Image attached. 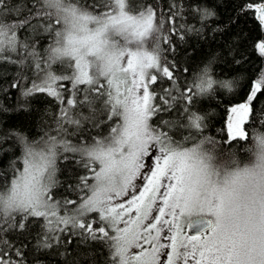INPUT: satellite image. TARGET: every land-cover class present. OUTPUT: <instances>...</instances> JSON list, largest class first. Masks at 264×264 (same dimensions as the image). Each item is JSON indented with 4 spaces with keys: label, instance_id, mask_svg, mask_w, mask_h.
Masks as SVG:
<instances>
[{
    "label": "snow or ice",
    "instance_id": "6c2138e0",
    "mask_svg": "<svg viewBox=\"0 0 264 264\" xmlns=\"http://www.w3.org/2000/svg\"><path fill=\"white\" fill-rule=\"evenodd\" d=\"M184 8L200 27H176ZM166 12L146 0H0V64L19 69L10 88L57 103L39 135L0 118V264H264V107L254 103L264 67L229 108L227 136L204 135L197 98L235 84L213 77L214 53L181 84L189 68L173 37L211 46L229 29L207 39L216 12L204 0H171ZM249 12L264 61V0H244L237 19ZM236 39L224 54L249 61ZM246 125L261 129L252 158L225 157V145L250 138ZM73 164L86 172L64 181L76 198L57 199L60 165Z\"/></svg>",
    "mask_w": 264,
    "mask_h": 264
},
{
    "label": "trees",
    "instance_id": "16d2710c",
    "mask_svg": "<svg viewBox=\"0 0 264 264\" xmlns=\"http://www.w3.org/2000/svg\"><path fill=\"white\" fill-rule=\"evenodd\" d=\"M90 3L91 0H88ZM148 3L157 2L162 9H165V16L167 15L166 8L171 0H146ZM177 4L186 5L189 0H176ZM206 5L212 8L216 12V16L207 21V28L205 32H208L207 39L211 40V32L209 29L215 28L218 25L229 29L224 36H217L216 43L209 46L205 43L204 38L197 39V37L191 33L186 35L184 41H181L179 37H173L178 48V62L180 69L184 67L189 68V73L185 74L182 71L179 72V82L181 84L185 81V76L188 79H192L204 66V62L209 53H214L217 57L216 63L212 66V74L215 79L218 80H231L235 86L232 91L214 86V91L198 97L194 105V110L198 111L205 117L204 135L215 138L219 141L221 138L227 136L226 122L228 117V111L231 106H234L241 102L245 98V92L247 91L246 81L254 77L264 67V61H261L255 54L252 53L250 44L256 37L262 35L259 30V25L255 20L254 15L249 12L247 14H239V6L244 0H204ZM183 18H178L176 27L179 28L181 24L186 27L189 25H195L200 27V21L189 13L187 8L183 9ZM167 32V25L164 29ZM24 34H22L23 36ZM232 38V43L237 42L239 37V51H247L251 56V59L247 62H241L239 64L233 61L232 55H225L227 48L224 47L223 41ZM47 43V41H42ZM166 47V46H165ZM29 77L32 76L31 72H28ZM19 77V69L16 66L4 63L0 64V105H3L9 111L0 112V118L5 122V126H13L23 131L25 134L31 136L40 134V125L43 121H50L51 114L55 112L57 103L50 97L45 95H38L25 101L15 89L10 88V84L17 80ZM27 81H22L26 83ZM167 85V81H164ZM7 89V91H4ZM27 103L28 107L23 108L21 105ZM256 107H264V96H261L257 101H254ZM47 113V115H45ZM43 118V119H42ZM47 126V125H45ZM247 132L250 134V138L247 140H240L237 138L232 142V147L227 148V145L222 149L225 157L229 154H233L235 159L247 163L251 158V152L249 149L253 145L252 137L256 133L260 132L259 126L253 127L246 125ZM91 130L93 134L96 133V129H91L90 125L86 126V131ZM74 141L77 137H71ZM91 137H89V140ZM227 149V150H224ZM61 171L57 173L59 179L62 181V187L56 189L58 192L57 199H62L64 196L69 198H76V194L68 189L67 183H64L66 178L73 173L75 175L86 174L85 169L76 165H70L73 172L69 173L64 170V165H60ZM75 183V181H72ZM75 249V244L72 245ZM31 260L32 257L30 256ZM58 258H46L44 264H54ZM97 259L100 264H103V258L98 256Z\"/></svg>",
    "mask_w": 264,
    "mask_h": 264
},
{
    "label": "rangeland",
    "instance_id": "374dc122",
    "mask_svg": "<svg viewBox=\"0 0 264 264\" xmlns=\"http://www.w3.org/2000/svg\"><path fill=\"white\" fill-rule=\"evenodd\" d=\"M228 115H229V111H228ZM227 120H228V117H227ZM226 129H227V122H226Z\"/></svg>",
    "mask_w": 264,
    "mask_h": 264
}]
</instances>
